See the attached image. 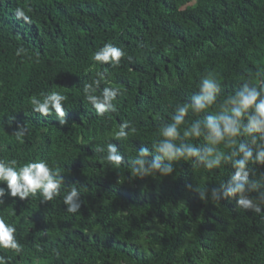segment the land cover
<instances>
[{"label": "trees", "instance_id": "trees-1", "mask_svg": "<svg viewBox=\"0 0 264 264\" xmlns=\"http://www.w3.org/2000/svg\"><path fill=\"white\" fill-rule=\"evenodd\" d=\"M18 7L31 23L16 19ZM105 43L126 53L116 68L92 59ZM20 46L26 54L17 57ZM105 68L108 82L94 94L106 86L121 94L116 111L101 117L83 88ZM258 70L264 0H0V158L20 165L44 159L64 179L52 201L5 195L0 217L17 229L23 252L0 255L9 264H264V216L239 210L234 199L211 200L234 171L230 164L207 171L174 161L172 174L155 177H133L130 165L142 147L154 158L160 126L190 101L203 76L217 80L222 99L249 79L259 85ZM51 91L67 97L64 126L29 104ZM123 121L136 131L119 141L113 136ZM20 125L24 143L14 135ZM109 142L123 157L119 165L104 159ZM250 167L257 177L264 173V166ZM73 187L81 201L76 214L63 202Z\"/></svg>", "mask_w": 264, "mask_h": 264}, {"label": "clouds", "instance_id": "clouds-1", "mask_svg": "<svg viewBox=\"0 0 264 264\" xmlns=\"http://www.w3.org/2000/svg\"><path fill=\"white\" fill-rule=\"evenodd\" d=\"M17 20L31 23V18L22 8L15 10ZM26 49L20 46L15 55L21 57ZM126 56L124 50L112 43H105L93 54L92 59L100 65H110L116 68L121 59ZM131 60V56H127ZM107 68L97 72L91 83H85L83 92L86 101L95 109L97 116L116 111L113 103L121 94L119 87H104L100 95L94 94L102 82L107 83ZM256 76L259 85L252 84L251 79L242 82L241 86L230 95L218 99L221 85L209 73L201 78L198 91L190 101L178 104L171 122L160 126L157 139L153 144L154 158L147 147L138 150V155L130 160L133 177L168 176L173 173L174 161L191 162L194 169L203 168L207 171L219 169L224 165L231 166L234 171L226 182L211 191L214 202L224 199H234L236 207L241 211H251L264 216V173L258 177L250 167L251 164L264 166V72L259 70ZM41 98L33 95L29 104L32 111L44 117L55 114L61 126L67 124L63 102L67 97L57 91L41 93ZM211 110V111H210ZM198 115L208 113L204 119L189 122V113ZM136 130L130 121H123L113 138L119 141L127 140ZM28 134L27 128L20 125L14 135L17 141L24 143ZM203 139L200 146L185 143L184 140ZM244 138L245 142H242ZM180 140V143H177ZM225 149L228 151L226 152ZM96 151L104 152L105 148L96 147ZM107 155L104 159L109 165H119L123 161L114 143H107ZM251 177V178H250ZM64 183L60 170L53 169L48 161L40 159L20 165L16 159L0 158V184H6L7 189L0 187V206L4 205L5 195L29 199L39 193L42 202L52 201L60 194ZM201 198L207 199V190H200ZM66 211L76 214L81 208L80 193L73 187L63 197ZM17 229L0 217V250L21 254L23 248L16 237ZM55 251L59 258L60 252ZM11 257L0 255V264H9Z\"/></svg>", "mask_w": 264, "mask_h": 264}]
</instances>
